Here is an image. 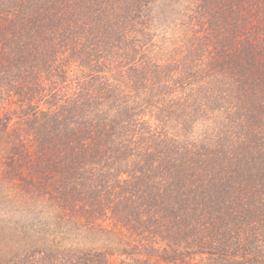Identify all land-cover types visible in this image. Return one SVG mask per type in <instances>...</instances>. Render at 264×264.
I'll list each match as a JSON object with an SVG mask.
<instances>
[{"label":"trees","instance_id":"obj_1","mask_svg":"<svg viewBox=\"0 0 264 264\" xmlns=\"http://www.w3.org/2000/svg\"><path fill=\"white\" fill-rule=\"evenodd\" d=\"M0 264H264V0H0Z\"/></svg>","mask_w":264,"mask_h":264}]
</instances>
